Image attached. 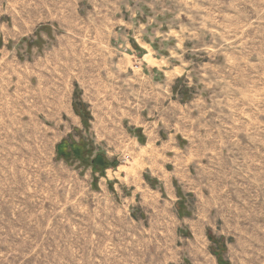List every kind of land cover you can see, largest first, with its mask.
I'll list each match as a JSON object with an SVG mask.
<instances>
[{
  "label": "rangeland",
  "instance_id": "obj_1",
  "mask_svg": "<svg viewBox=\"0 0 264 264\" xmlns=\"http://www.w3.org/2000/svg\"><path fill=\"white\" fill-rule=\"evenodd\" d=\"M63 13L72 27L107 30L64 32L57 20ZM118 19L136 27L146 44L147 51L136 47L137 74L146 73L145 54L150 66L152 56L162 59V70L174 69L169 97L191 104L197 131L211 119L227 124L212 160L207 141L184 143L178 165L156 152L133 157L127 117L143 112L95 110L112 98L106 76L103 89L86 95L95 106L80 108L88 131L76 114L79 129L50 113L38 119L30 99L21 102L16 71L38 53L28 51L38 26L49 21L81 36L72 61L58 66L90 81L115 71L110 24ZM80 46L86 63L74 58L85 53ZM158 75L157 82L172 83ZM221 76L229 88L218 87ZM216 93L225 96L218 95L222 110L213 109ZM146 99L136 97L140 109ZM108 130L126 138L99 142ZM81 138L93 149L84 162L73 153ZM263 138L264 0H0V264H264ZM98 154L116 163L103 176L90 165ZM176 168L184 175L175 176ZM225 216L240 221L226 223Z\"/></svg>",
  "mask_w": 264,
  "mask_h": 264
},
{
  "label": "crops",
  "instance_id": "obj_2",
  "mask_svg": "<svg viewBox=\"0 0 264 264\" xmlns=\"http://www.w3.org/2000/svg\"><path fill=\"white\" fill-rule=\"evenodd\" d=\"M68 14L70 15L69 11ZM106 14L107 16H111V12H107ZM69 15L67 16L66 13H63L57 17V20L63 25L64 32L87 31L96 33L107 30L105 27L107 25L98 26L96 24L78 23L72 27V24L66 22ZM110 26L113 30L111 39L115 45L113 52L118 57L115 64V71L106 74H103V72L95 73L92 75L93 80L90 81L86 74L75 75L70 71H64L62 67L58 66V64L70 63L72 61V51L74 49L75 52L78 50L77 47L81 43V36L75 35V37H71L63 34L59 31L61 26L53 25L49 21L38 26L32 34L34 39L30 41L32 48H28L30 52H38L37 55L33 57L30 63L28 61L24 62L26 64H21V67L17 66L18 71L16 72L21 77L22 83V87L18 93L21 97V102L27 104L30 99L31 110L34 114H38H36L38 119H40L43 113H50L47 114L49 118H55L57 120L67 118L71 121L69 127L79 129L82 126L81 119L75 115L73 110L75 93L79 94L81 103L86 108L95 106L93 100L89 99L86 95H91V89L95 90L94 93L98 92L100 88L103 89L104 76H106L107 79L112 81V84L107 86L108 93L106 92L112 98L108 99L109 103H97L96 105H99V107H95V110L123 109L127 112H133L135 110L143 112V114H139L138 116L135 113L128 114L127 117L130 122L128 123L129 130L125 135L132 138L133 157L147 159L153 152H156L160 157L164 156L165 158L175 159V164L178 165L179 162H182L179 155L184 149V146H182L184 143L188 144L191 141V143H203L207 141L211 144L212 160L214 157L212 155L221 151V144L224 143L223 137L225 136L224 126L227 127V124L223 122V126L220 122L214 123V120L211 119V121L205 122L207 124L205 125L206 131H197L194 125L195 119H193L191 104L183 107L180 101L173 100L169 97L172 92L174 79L172 81L168 78H170L169 76H171L174 69L162 70L161 64L164 61L153 56L151 60L155 64L148 65L144 61V57L148 56V54H145L140 62V70H145L146 73L137 74V70L134 67L137 61L136 47L147 51L146 44H143L144 42L136 37V27L128 24L124 20L118 19L116 22L114 20ZM55 28L58 29V34H53ZM53 38L55 39V48L50 44ZM74 46L75 48H73ZM82 47L84 46L79 47L81 48L79 52L84 51L85 53L79 55L80 57L74 58L79 60V62L86 63L87 49H82ZM102 56L101 53H96V61L101 63ZM28 68H30V73L24 70ZM20 71L22 72L20 73ZM159 72L165 78V81L167 79L172 82L169 86L168 84H164L163 81L157 82V79L155 80V77L159 76ZM217 82L220 83L218 87L221 89H225L226 86L228 88L230 87V79H226L224 76L218 78ZM141 95L147 97L142 109H140L142 106L136 104L135 100L136 97ZM218 95L221 97L224 96V94H215L217 99L213 105V109L222 110L226 105ZM120 97L123 98V101L117 100ZM223 99L225 100V96ZM144 108L146 114H144ZM136 131H138V136H136ZM125 135L119 137L113 131L108 130L107 133L100 136L99 142L109 144L119 143L121 139L126 138ZM140 138L142 140L141 143L139 141ZM153 170L157 174L150 169L151 174H160L159 167L153 168ZM175 171L174 174L177 177L184 175L182 168H176ZM225 205L227 207V204ZM224 221L226 223H232L240 220L239 217L225 216Z\"/></svg>",
  "mask_w": 264,
  "mask_h": 264
},
{
  "label": "trees",
  "instance_id": "obj_3",
  "mask_svg": "<svg viewBox=\"0 0 264 264\" xmlns=\"http://www.w3.org/2000/svg\"><path fill=\"white\" fill-rule=\"evenodd\" d=\"M75 95L79 96V94H76V93H75ZM80 108H83V104L80 101H76L75 103H73V110H74L75 114L78 115L79 117H81V119L83 121V127L85 130L88 131V129H89V124L87 121L88 114H82L81 115L80 114L81 113ZM81 141L82 142H79V143L73 145V147H74L73 153L75 154V157L77 159H80L82 162H84V159L82 157H85V158L88 157V155L91 153V151L93 149H92V147H91V149H89V146L84 143L83 139ZM68 148L69 147L67 146L65 149H68ZM90 165L93 166V174H99V176H103V174L105 173V171L107 169L116 167V163L114 161H109L106 158V156L103 154H98L96 157V160H92L90 162ZM93 181L96 182V179H94Z\"/></svg>",
  "mask_w": 264,
  "mask_h": 264
},
{
  "label": "built area",
  "instance_id": "obj_4",
  "mask_svg": "<svg viewBox=\"0 0 264 264\" xmlns=\"http://www.w3.org/2000/svg\"><path fill=\"white\" fill-rule=\"evenodd\" d=\"M126 158V157H125ZM129 156L126 158V160H128Z\"/></svg>",
  "mask_w": 264,
  "mask_h": 264
}]
</instances>
